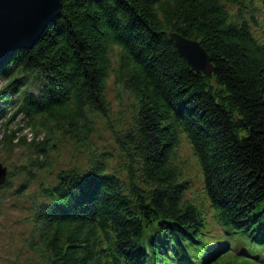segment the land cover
Instances as JSON below:
<instances>
[{
	"label": "trees",
	"instance_id": "obj_1",
	"mask_svg": "<svg viewBox=\"0 0 264 264\" xmlns=\"http://www.w3.org/2000/svg\"><path fill=\"white\" fill-rule=\"evenodd\" d=\"M255 11L264 15V0H62L40 40L0 67V116L29 118L33 134L2 138L29 149L31 170L50 165L58 138L91 153L86 167L58 175L50 202L35 204L39 260L30 264H194V251L223 237H207V212L186 198L182 138L225 235L264 243V42ZM171 32L202 44L212 75L192 69ZM112 73L134 100L113 132L116 167L92 144L110 116Z\"/></svg>",
	"mask_w": 264,
	"mask_h": 264
},
{
	"label": "rangeland",
	"instance_id": "obj_2",
	"mask_svg": "<svg viewBox=\"0 0 264 264\" xmlns=\"http://www.w3.org/2000/svg\"><path fill=\"white\" fill-rule=\"evenodd\" d=\"M236 9V8H235ZM234 9V10H235ZM248 9V8H246ZM257 25L252 23L256 35L264 42V15L262 12L255 11ZM113 54L114 69L116 67V55ZM106 96L110 104V116L105 118L98 126V132L94 135L92 144L99 150H105L110 155L107 157L109 166L116 167L119 161V148L114 143L113 132L123 128L124 124L120 119L128 120L130 116V105L133 107V99L129 94L120 92L114 83L113 73L109 75ZM8 111L7 116L11 114ZM131 118V117H130ZM0 116V163L8 168V183L0 188V264H30L39 260V248L36 246L34 237L35 225L32 223V214L34 208L42 201L50 202L46 191L49 187L58 183L57 177L64 170H70L77 167H86L87 161L91 156L88 147L75 144L70 138L59 140L53 146L49 155L48 167L39 170L30 169V151L20 145L18 140L12 144L7 143V139L2 138L4 134H11L12 130H17L18 137H27L31 139L32 128L31 120L23 115H18L11 121ZM131 123V122H130ZM176 162L182 169L183 176L190 180L192 188L188 191L186 198L194 201L203 208L208 215V232L212 231L211 225H214L213 232L222 235L224 230L221 225H215L219 211L210 207L204 186L203 176L199 170L196 158L190 149L189 144L182 138L179 147L176 150ZM264 212V203L261 206ZM207 231V230H206ZM239 234V233H238ZM230 239L233 250L229 257H224L229 250L224 251L218 256L220 261L217 264H256L257 261L250 256H258L264 263V243L253 241L247 235ZM218 245V244H216ZM227 245V244H225ZM229 248V246H226ZM244 248L249 256L239 252Z\"/></svg>",
	"mask_w": 264,
	"mask_h": 264
},
{
	"label": "water",
	"instance_id": "obj_3",
	"mask_svg": "<svg viewBox=\"0 0 264 264\" xmlns=\"http://www.w3.org/2000/svg\"><path fill=\"white\" fill-rule=\"evenodd\" d=\"M62 11V0H0V67L22 49H30ZM180 55L196 72L212 75L214 66L202 44L171 32ZM8 180V168L0 163V188Z\"/></svg>",
	"mask_w": 264,
	"mask_h": 264
}]
</instances>
